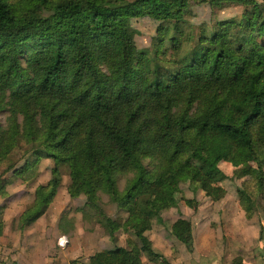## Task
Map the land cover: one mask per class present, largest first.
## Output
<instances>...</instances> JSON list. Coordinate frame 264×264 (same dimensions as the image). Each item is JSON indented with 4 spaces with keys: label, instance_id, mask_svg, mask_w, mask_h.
Instances as JSON below:
<instances>
[{
    "label": "trees",
    "instance_id": "1",
    "mask_svg": "<svg viewBox=\"0 0 264 264\" xmlns=\"http://www.w3.org/2000/svg\"><path fill=\"white\" fill-rule=\"evenodd\" d=\"M202 5L241 14L194 33L188 19ZM144 19L156 25L151 49L135 41L133 22ZM1 114V199L17 153L20 178L31 158L53 163L19 217L22 231L46 213L65 168L70 198L84 199L113 245L85 264H160L147 232L178 207L182 180L219 202L232 179L226 163L254 181L253 192L237 190L246 217L263 199L264 0H0ZM101 195L123 221L104 213ZM170 234L193 251L189 220L177 218Z\"/></svg>",
    "mask_w": 264,
    "mask_h": 264
},
{
    "label": "rangeland",
    "instance_id": "2",
    "mask_svg": "<svg viewBox=\"0 0 264 264\" xmlns=\"http://www.w3.org/2000/svg\"><path fill=\"white\" fill-rule=\"evenodd\" d=\"M15 2L17 0H10ZM241 8L237 6H226L222 9H209L202 5L194 8L193 14L188 21L196 25L210 23L217 19H230L238 17ZM136 30V45L140 49H151L156 37V25L144 19L133 22ZM6 115H0V122H5ZM15 168L2 177L5 183L7 196L0 198V205H5L2 214L4 221L3 236L0 238V264H8L11 260H19L22 264H28V233L33 229L32 238L37 239L36 244L38 256L43 255L48 260L59 259L61 264H85L86 260L93 254L111 248L112 243L105 234L104 229L99 225L93 213L82 211L84 199H71L67 188L70 179L67 170L61 168V184L55 198L49 205L46 213L38 219L28 230L20 229L18 220L20 215L32 205L34 193L39 185L46 184L51 177L53 163L50 160H34L30 174L22 178L15 175L25 164L22 154H16ZM6 163L0 164V173L5 169ZM220 168L225 175L232 177L224 182L226 189L225 197L219 202H212L201 190H194L189 186L187 179L181 182V192L178 196V207L165 211L162 214L163 223H153L147 236L152 242V246L157 253L171 255L193 254L187 248L175 240L170 234L172 223L182 216L192 224L193 239H196L197 249L200 255L212 254L214 250L234 251L240 258L242 253L251 251L264 236V196L258 205L252 210L249 217L238 206V189H245L253 192L254 181L250 176L242 178L234 177V169L226 163H221ZM254 168L247 165L242 171ZM27 177V179L25 178ZM124 187V181L119 182V189ZM101 206L104 213L112 220L123 221L125 213L118 210L109 199L101 195ZM184 200H191L193 205L186 206ZM263 231V232H262ZM65 236L68 245L64 249L57 246L59 237ZM30 238V237H29ZM128 236L120 234L117 245L126 247ZM207 242V243H205ZM244 245V246H241ZM243 249V250H242ZM210 250L211 252H207ZM145 257H143L144 259ZM142 259V260H143ZM144 264H157L143 262ZM169 264L168 262H159Z\"/></svg>",
    "mask_w": 264,
    "mask_h": 264
},
{
    "label": "crops",
    "instance_id": "3",
    "mask_svg": "<svg viewBox=\"0 0 264 264\" xmlns=\"http://www.w3.org/2000/svg\"><path fill=\"white\" fill-rule=\"evenodd\" d=\"M26 234H28V264H61L59 259L48 260L44 255L42 257H39L36 244L38 243L37 246H39L40 241L35 238H32L34 230L31 229L28 231V233L26 232ZM197 245L198 243L196 239H194L193 254L186 253V255H171L170 253L166 254L160 252L158 254L162 258L161 263L168 262L169 264H264V236L254 247H252L251 251L247 253H242L240 255V258L238 259H236L238 255L234 251L231 253L227 249H221L219 252L214 250L213 253L210 255H200L197 249ZM207 252L211 251L208 250ZM14 261H17L19 264H22L19 260ZM142 261L146 262L147 259L144 258Z\"/></svg>",
    "mask_w": 264,
    "mask_h": 264
},
{
    "label": "built area",
    "instance_id": "4",
    "mask_svg": "<svg viewBox=\"0 0 264 264\" xmlns=\"http://www.w3.org/2000/svg\"><path fill=\"white\" fill-rule=\"evenodd\" d=\"M68 240L65 236H61L59 237L58 241H57V246L60 248V249H64L65 247H67L68 245Z\"/></svg>",
    "mask_w": 264,
    "mask_h": 264
}]
</instances>
